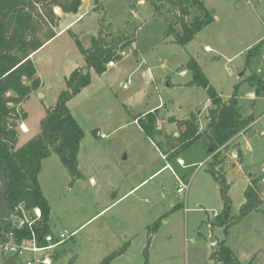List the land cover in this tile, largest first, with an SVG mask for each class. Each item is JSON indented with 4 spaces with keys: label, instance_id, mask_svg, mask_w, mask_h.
<instances>
[{
    "label": "rangeland",
    "instance_id": "1",
    "mask_svg": "<svg viewBox=\"0 0 264 264\" xmlns=\"http://www.w3.org/2000/svg\"><path fill=\"white\" fill-rule=\"evenodd\" d=\"M151 1L104 0L96 10L94 0H84L79 9L82 17L73 24L72 31L87 47L102 21L114 32L133 26L138 34L133 46L143 56H135L130 49L105 73L94 72L89 89L71 103L85 132L79 151L81 176L73 177L56 154L42 162L39 182L52 208L51 227L55 232L78 229L57 248L53 264H100L113 253L118 255L111 264H217L210 258L212 240L225 238V233L212 226V221L222 211L223 200L217 181L207 173L209 161L182 168L184 162L178 158L171 162V169L164 167L167 161L162 150L134 121L136 113L157 108L162 101L167 104L162 112L179 118L206 105L208 96L202 87L179 85L192 77L182 73L192 57L225 100L242 82L243 115L260 100L259 107L253 108L257 122L241 139V167L230 170L227 166L232 163L226 162L222 168L231 184L233 217L245 202L249 178L263 176L258 183L261 211L233 225L227 243L240 264H264V92L258 98V85L250 80L264 76V41L248 54L249 48L264 40V0H201L214 20L186 46L166 36V17L171 15L165 9L156 14ZM55 12L65 16L59 7ZM63 17L55 27L57 33L77 14ZM206 45L212 47L210 52ZM43 47L32 59L45 85L22 103L29 132H19L18 146L40 132L47 107L56 104L67 86L68 62L77 63L82 56L71 31ZM138 61L141 69L130 75L133 85L123 88L127 71L138 67ZM147 68L154 80L149 85L142 75ZM98 129L105 138L97 134ZM157 139L165 140L162 135ZM181 156L190 163L204 160L207 154L196 143ZM172 169L190 185L186 192H178ZM43 225L42 217L39 227Z\"/></svg>",
    "mask_w": 264,
    "mask_h": 264
},
{
    "label": "trees",
    "instance_id": "2",
    "mask_svg": "<svg viewBox=\"0 0 264 264\" xmlns=\"http://www.w3.org/2000/svg\"><path fill=\"white\" fill-rule=\"evenodd\" d=\"M103 1L94 0L96 10L103 7ZM83 2L84 0H0V176L5 172L8 182L7 201L12 211L19 205L26 210L41 209L44 225L37 227L39 235L55 232L49 223L52 208L39 182L43 160L56 154L73 177L81 176L79 151L85 132L71 112L69 101L91 84L92 71L99 75L105 73L110 63L120 61L130 49L135 56L140 53L138 47L133 46L138 42V34L133 26L130 30L114 32L111 31L110 24L102 21L88 47L71 31L84 56L85 65L76 67L67 76L66 88L60 92L56 104L47 107L46 115L40 121V132L18 146V122L27 118L22 103L43 85L32 55L57 36L55 27L59 26L62 17L55 12V8H61L64 14H76ZM151 3L156 14H163L165 9L171 15L166 17V36H173L172 41L182 46H186L214 20L213 13L201 0H152ZM263 41L249 48L248 54L254 52L256 46ZM248 65L247 61L246 67ZM187 70L192 77L185 85L202 87L211 101L206 128L201 129L200 126V108L190 111L184 118H168L169 122L177 126V137L158 128L157 110L136 113L134 120L145 135L162 150L167 164L180 158L186 149L198 142H202L208 153L213 154L207 172L219 185L223 209L215 216L212 226L222 227L225 238L216 239L210 258L217 264H240L228 245L227 238L233 225L250 213L260 210L263 196L258 183L263 176L250 180L240 214L233 217L231 184L221 167L224 163L221 149H227L232 139L254 122L255 113L244 116L241 112L239 88L242 82L236 84L230 99L225 100L197 59H189ZM250 80L251 84L258 85L257 95L264 92L263 75ZM161 135L164 136V141L157 139ZM23 233L28 234L27 231ZM117 255H109L100 264H111Z\"/></svg>",
    "mask_w": 264,
    "mask_h": 264
},
{
    "label": "built area",
    "instance_id": "3",
    "mask_svg": "<svg viewBox=\"0 0 264 264\" xmlns=\"http://www.w3.org/2000/svg\"><path fill=\"white\" fill-rule=\"evenodd\" d=\"M210 51L209 47L205 48ZM133 85L131 78L123 82L122 87L127 89ZM97 134L105 138L106 134L100 131ZM203 163L199 164L202 166ZM178 192L184 193L189 185L178 174ZM34 213L26 210L22 205L11 210V218L7 223H1L0 229V264H4L8 257L16 255L18 264H53L55 251L73 238L76 231L69 232L68 229L54 232V234L39 235L37 227L42 219L40 208H34ZM28 234L26 235L25 232ZM44 242V243H42ZM205 264H211L209 262Z\"/></svg>",
    "mask_w": 264,
    "mask_h": 264
},
{
    "label": "crops",
    "instance_id": "4",
    "mask_svg": "<svg viewBox=\"0 0 264 264\" xmlns=\"http://www.w3.org/2000/svg\"><path fill=\"white\" fill-rule=\"evenodd\" d=\"M77 14V17L74 19V20H72L66 27H60V29L58 30V33H57V36L55 37V38H53L51 41H49V42H47L46 43V45L48 44V43H51V42H53L55 39H57L58 37H60V36H62L63 35V33H65V32H67V31H72V27L74 26L73 24H74V22L75 21H77L78 19H80L81 17H82V14H79V12L78 13H76ZM69 15H71V14H65V16L63 17V19L64 18H66V17H69ZM69 19V18H68ZM62 24V23H61ZM61 26V25H60ZM72 32H74V31H72ZM75 33V32H74ZM75 34H77V33H75ZM78 35V34H77ZM85 47H87V46H85ZM206 47H209L211 50H212V47H210V46H208V45H206L205 46V48ZM44 48V47H43ZM43 48H41L39 51H41ZM210 50V51H211ZM39 51H37L36 53H38ZM209 51V52H210ZM125 54V53H124ZM140 54H142V53H139V55ZM138 55V56H139ZM34 56H35V54H33L32 55V58H34ZM137 56V57H138ZM142 56H143V54H142ZM116 63H114V62H112V63H110L109 64V66H114ZM85 65V60H84V56L82 55L81 56V58H80V60L77 62V63H75L74 62V64L72 63V62H68V69H67V74L65 75V76H68L76 67H78V66H84ZM141 69V67H140V61H138V67H135V68H130L128 71H127V73L126 74H128V76L126 77L127 79L128 78H130V75L131 74H133L134 72H137V71H139ZM95 71H92V76H93V73H94ZM185 76H187V75H189L190 73H189V71L186 69V70H184L183 72H182ZM142 75L145 77V80H146V84L147 85H149L151 82H153L154 80H153V74H152V71H151V69L150 68H147V71H143V73H142ZM191 75V74H190ZM40 78H41V76H40ZM67 78V77H66ZM42 79V78H41ZM126 79V80H127ZM125 80V81H126ZM191 80V77L190 78H188V79H186L185 81H182V83H179V85L180 86H184V87H192V86H186L185 84H187V82L188 81H190ZM124 81V82H125ZM92 82V81H91ZM43 85H45V83L43 82ZM91 86V84L89 85V86H87L86 88H84L76 97H74L73 99H71L70 101H69V108H70V110H71V112L73 113V115L75 116V113H74V111H73V107H72V105H71V103L79 96V95H81L84 91H86V90H88L89 89V87ZM193 87H196V86H193ZM40 90V89H39ZM38 90V91H39ZM37 92V91H36ZM41 95V97H45V94L44 93H41L40 94ZM257 97L259 98L260 97V95L258 96L257 95ZM261 102H264V101H261ZM259 103H260V100L259 101H255V104L253 105V108H254V106H255V109H257L259 106ZM23 107V106H22ZM165 108H167V104L165 103V102H161L159 105H158V107L156 108V107H154V108H151V109H149V110H146V111H141V112H149V111H155V110H157L158 111V121H157V126H158V128L159 129H161L163 132H165V133H167V134H172L173 136L174 135H177L176 133H178L177 131V126H176V124L175 123H173V122H169L168 121V118L169 117H171V116H175V115H170V114H165L164 112H162V109H165ZM197 108H200V107H197ZM209 108H211V101L209 100V98L207 99V103H206V105H204V106H202L201 107V111H202V113H201V117H200V126H201V129H204V128H206L207 127V125H208V123H209V119L206 117L207 116V111H208V109ZM253 108H251L250 110H248V112H246L245 114H244V116H247V115H249V114H251L252 112H254L255 113V110H253ZM263 110V109H262ZM189 113V110L183 115V117H181V118H184V117H186L187 116V114ZM263 113H264V110H263ZM263 113H260V114H263ZM256 115V114H255ZM175 117H177V116H175ZM76 118V117H75ZM177 118H179V117H177ZM78 121V120H77ZM135 121V120H134ZM136 122V121H135ZM257 122V119H255L254 120V122L246 129V130H244V131H242V132H240L236 137H234L233 139H232V142H231V144H230V146L227 148V149H224V147L221 149V150H223L222 151V153H223V156H224V160H225V162L223 163V164H226V162L228 163V162H231L232 163V166H227V167H229L230 168V170H232V169H237V170H239V168L241 167V161H242V144H241V139H242V137H244L245 135H246V133L249 131V129L250 128H252L253 127V124L254 123H256ZM137 123V122H136ZM138 124V123H137ZM141 128V127H140ZM20 131H22L23 133H28L29 132V127H28V125H27V123H26V119L25 120H23L22 122H21V124H20V130H19V132ZM98 131H100V129H98ZM97 131V132H98ZM143 131V130H142ZM100 132H102V131H100ZM144 132V131H143ZM103 133V132H102ZM31 138V137H30ZM150 139V138H149ZM151 141H152V143H154V141L152 140V139H150ZM198 143H200L201 144V147H202V151H203V153H205V154H207V156L205 157V159L204 160H202V161H194V162H190V163H188L182 156L179 158V160H181V161H183L184 163H183V165L184 166H182V168H189V167H196L197 166V164L198 163H202V162H204L205 160H208L209 162L212 160V157H213V154H210V153H208V151L204 148V146H203V144H202V142H198ZM154 145H156L155 143H154ZM240 150V151H239ZM241 154V157H239V155ZM164 158H165V155H164ZM238 161H240L239 163H238ZM222 164V165H223ZM222 165H221V167H222ZM202 166H204V165H202ZM164 167H168V169H171V164H167V162H166V164L164 165ZM198 167H200V166H198ZM223 169V168H222ZM173 170V172H174V175L176 176V174H178L174 169H172ZM224 170V169H223ZM208 173V172H207ZM154 174H156V173H154ZM154 174H152L151 176H153ZM252 173H250V176H252L251 175ZM179 175V174H178ZM212 176V175H211ZM252 178L250 177L249 178V181H248V184H249V182H250V180H251ZM147 179H145L144 181H146ZM247 186V185H246ZM189 187H190V185H189ZM218 188H219V185H218ZM219 190H220V188H219ZM230 190H231V188H230ZM261 211V210H260ZM254 212H259V211H254ZM217 215V214H216ZM215 214H214V216H216ZM222 228V227H221ZM55 230V229H54ZM74 231H78V229H76V230H74ZM56 232H59V231H56ZM215 243H216V239H213L212 240V245H215Z\"/></svg>",
    "mask_w": 264,
    "mask_h": 264
},
{
    "label": "water",
    "instance_id": "5",
    "mask_svg": "<svg viewBox=\"0 0 264 264\" xmlns=\"http://www.w3.org/2000/svg\"><path fill=\"white\" fill-rule=\"evenodd\" d=\"M243 73L240 74V76ZM178 135V133H176ZM7 188L8 182L5 176V172H2L0 176V224L7 223V220L11 218V208L7 201ZM17 256L13 255L8 257L4 264H18L17 263Z\"/></svg>",
    "mask_w": 264,
    "mask_h": 264
}]
</instances>
